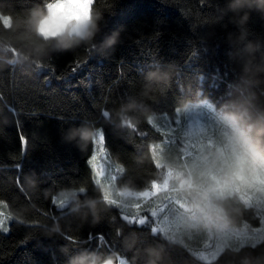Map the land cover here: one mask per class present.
<instances>
[{"label":"trees","instance_id":"1","mask_svg":"<svg viewBox=\"0 0 264 264\" xmlns=\"http://www.w3.org/2000/svg\"><path fill=\"white\" fill-rule=\"evenodd\" d=\"M42 3L0 0V31L12 35L6 27L10 20ZM222 4L223 0H95L94 7L103 13L97 38L122 29L113 52L100 55L77 48L53 53L51 61L36 70L16 63L0 67V107L8 121L0 122V264H64L60 247L75 248L81 240L87 241L84 247L115 252L128 264H150V247L160 250L156 264H241L245 256L253 264H264V238L225 247L214 259L203 261L194 248L164 237L150 217L141 223L144 206L162 192L138 200V207L131 200L114 202L95 225L68 215L56 200L66 187L83 186L89 195L98 194L88 163L93 142L81 151L63 139L67 129L84 121L101 130L115 186L139 191L162 175L157 164L162 134L148 122L149 115L170 114L203 98L245 119L264 110V83L241 84L240 65L228 56L226 35L235 28L227 17L217 20ZM249 28L251 39L264 41V15L253 12ZM160 64L171 68L170 76L153 83L145 107L134 113L135 126L108 123L102 113L137 96L144 88V73ZM144 65L149 66L141 72ZM244 101L250 104L248 114L241 109ZM176 149L169 146L165 151ZM33 171L38 184L30 187L25 173ZM56 216H63L64 235L49 238L42 229ZM205 234L206 228L198 224L190 231V245H197ZM132 236L135 244L128 248L125 239Z\"/></svg>","mask_w":264,"mask_h":264},{"label":"clouds","instance_id":"2","mask_svg":"<svg viewBox=\"0 0 264 264\" xmlns=\"http://www.w3.org/2000/svg\"><path fill=\"white\" fill-rule=\"evenodd\" d=\"M94 3L95 0H43L42 4H36L12 18L6 25L12 35L0 31V67L16 63L36 70L46 66L53 53L77 48L100 55L113 52L121 42L122 29H114L103 39H98L103 13L94 7ZM253 12L264 15V0H223L217 15L218 21L227 17L228 23L235 28L226 35L230 48L228 56L240 65L239 79L247 87L264 83V52L260 51L264 48V41L250 38L249 20ZM257 52H260L259 59ZM170 73V67L153 65L144 73L145 84L141 92L108 112L106 121L113 123L115 120L121 128L134 127L137 122L134 113L145 107L143 101L148 98L153 83L168 79ZM241 109L248 114L249 102H242ZM0 122H8L3 116V107H0ZM226 123L230 129L227 151L221 150L199 173L201 178L214 173V181L197 180L191 174L179 177L180 187L191 198V210L205 228H218L226 222L230 223L229 209L222 202L223 196L217 195L218 190L230 192L253 181L264 183V110L249 119L238 112H228ZM100 132L92 122L84 121L79 126L67 129L63 139L74 142L81 151H86ZM25 181L28 186H35L38 176L34 171L25 173ZM97 192V195H89L83 186L66 187L58 192L56 200L68 215L95 225L116 202L103 185L98 186ZM232 211L238 213L240 209ZM62 218L54 217L51 224L43 227V234L49 238L63 236ZM86 243L81 240L75 248L62 245L60 252L65 256L64 264H117V253L84 247ZM134 244V236L125 239L126 247L132 248ZM146 251L153 257L150 264H156L160 250L150 247ZM241 264H253V260L245 256Z\"/></svg>","mask_w":264,"mask_h":264},{"label":"rangeland","instance_id":"3","mask_svg":"<svg viewBox=\"0 0 264 264\" xmlns=\"http://www.w3.org/2000/svg\"><path fill=\"white\" fill-rule=\"evenodd\" d=\"M226 113L203 98L186 103L170 114L149 115L148 122L162 134V142L157 148V164L162 167V175L153 180L149 188L138 191L115 186L114 167L106 158L101 132L93 142L88 159L95 182L108 189L118 203L131 200L138 207V200H147L162 192L159 199L144 206L145 213L140 215V222L145 223L150 217L164 237L194 248L193 253L203 261L214 259L225 247L254 243L264 238V183L253 181L230 192L218 190L217 195L223 196L222 202L229 209L230 223L206 228L205 237L197 245H190V231L202 223L191 210V198L180 187L179 177L191 174L197 180L214 181V173L203 178L199 173L221 150L227 151L230 129ZM169 146L177 147L176 154L165 151ZM236 208L240 209L238 213L232 211ZM117 264L128 263L123 256H117Z\"/></svg>","mask_w":264,"mask_h":264},{"label":"snow or ice","instance_id":"4","mask_svg":"<svg viewBox=\"0 0 264 264\" xmlns=\"http://www.w3.org/2000/svg\"><path fill=\"white\" fill-rule=\"evenodd\" d=\"M149 65H144V66H142V68H141V72H143L144 70H145V68L146 67H148ZM75 69L73 70V73H75ZM108 114V112L107 111H105V112H103L102 113V115L105 117L106 115ZM17 168L19 169V168H21V165H17ZM43 175V174H42ZM58 207L61 209V206L60 205H58ZM123 220L125 219V217L122 215V217H121ZM132 226H136V222L135 221H132ZM92 239V237L91 236H89V240H91ZM99 240L101 241V242H103V240H104V237H103V235H100L99 236Z\"/></svg>","mask_w":264,"mask_h":264}]
</instances>
